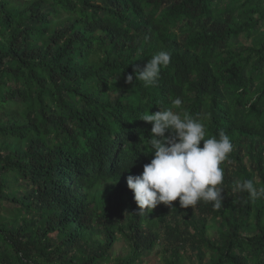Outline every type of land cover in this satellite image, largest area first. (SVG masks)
Wrapping results in <instances>:
<instances>
[{
  "label": "trees",
  "instance_id": "16d2710c",
  "mask_svg": "<svg viewBox=\"0 0 264 264\" xmlns=\"http://www.w3.org/2000/svg\"><path fill=\"white\" fill-rule=\"evenodd\" d=\"M162 50L171 60L154 85L125 82ZM8 106L0 201L30 218L13 227L0 220V264L103 259L122 200L138 207L126 178L152 159V125L140 117L166 109L199 119L205 139L230 137L222 207L181 208L177 198L162 205L158 230L136 210L123 235L152 249L162 228L175 251L211 250L207 264H264V197L233 191L244 180L264 187V0H0V109ZM9 172L30 185L25 196L6 195ZM107 181L108 193L90 195ZM182 209L198 212V227ZM209 214L227 227L215 243L206 238ZM94 223L103 240L92 247Z\"/></svg>",
  "mask_w": 264,
  "mask_h": 264
},
{
  "label": "clouds",
  "instance_id": "9594fccd",
  "mask_svg": "<svg viewBox=\"0 0 264 264\" xmlns=\"http://www.w3.org/2000/svg\"><path fill=\"white\" fill-rule=\"evenodd\" d=\"M171 60V53L160 51L143 67L136 65L133 74L125 77L127 84L138 79L145 86L158 80L162 67ZM173 104L182 105L177 97ZM140 120L151 123L148 138L152 159L143 165L140 175H128L127 187L133 192L137 214L147 215L158 204L170 205L179 198L181 208L195 206L199 201L211 202L214 209L222 207L224 172L220 165L233 151L230 137L220 130L217 137L205 139V125L188 113L171 109L144 114ZM166 133L168 135H166ZM203 141V146L200 143ZM233 191L247 192L253 200L264 197V187L257 188L252 180L237 182Z\"/></svg>",
  "mask_w": 264,
  "mask_h": 264
},
{
  "label": "rangeland",
  "instance_id": "374dc122",
  "mask_svg": "<svg viewBox=\"0 0 264 264\" xmlns=\"http://www.w3.org/2000/svg\"><path fill=\"white\" fill-rule=\"evenodd\" d=\"M17 2H22L24 0H14ZM64 17V14L57 15L54 17V23L58 22ZM21 108V107H18ZM12 109L11 106L7 108L0 109V121L4 123L5 119L9 116V112ZM2 139H0L1 142ZM22 147L25 146V141H20ZM6 153V152H5ZM6 183L8 188L5 193L8 196H25L30 191V185L25 182L22 178L16 177L12 172H9L5 176ZM111 183L109 181L103 182L95 188L90 189V195L93 193L97 196L106 194L110 190ZM82 191V190H80ZM124 211L122 216L118 217L117 215L114 218V232L116 240L114 241L111 250L103 258L98 260L95 264H124L127 260H132V264H207L210 260L211 250L202 248V252L198 255V250L193 247L178 248L175 251L174 248L176 243L170 240L162 228L160 231V238L152 249H146L140 246L139 248H134L132 246L131 240L127 239L122 233L123 227L128 223L132 214L138 210V207L132 208L131 203L127 199H123ZM163 203L158 204L150 213L144 215L143 224L158 230V218L160 216V211ZM171 214L173 208L170 207ZM181 215L188 216L190 222L193 226H199L198 212L194 210L182 209ZM173 217V216H172ZM30 214L19 210L15 204L10 201H0V220H3L8 223L9 227L22 223L23 219H29ZM167 219H170V222H173L171 216L168 215ZM121 226H123L121 228ZM206 228V238L212 243H215L219 240V235L221 231H224L227 227L224 222H222L219 216L208 215L207 221L205 223ZM126 230V229H125ZM91 241L95 247L99 242L103 240L102 232L99 229L97 223L93 224V229L91 230Z\"/></svg>",
  "mask_w": 264,
  "mask_h": 264
}]
</instances>
